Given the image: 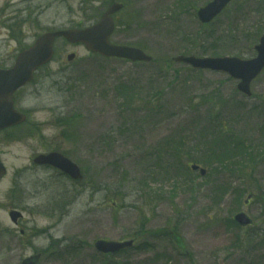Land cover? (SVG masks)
Here are the masks:
<instances>
[{
  "label": "rangeland",
  "instance_id": "1",
  "mask_svg": "<svg viewBox=\"0 0 264 264\" xmlns=\"http://www.w3.org/2000/svg\"><path fill=\"white\" fill-rule=\"evenodd\" d=\"M116 1L127 7L116 16L111 41L140 48L154 61L135 65L82 45L55 44L53 61L22 104L40 113L36 123H49V138L80 166L84 181L26 172L21 201V191L8 193L13 174L40 153V144L37 138L22 148L0 144L9 169L0 184V264L38 253L39 264H104L94 248L99 240H135V248L108 264H264V72L248 98L226 74L173 61L255 57L264 0H236L207 27L197 13L212 0ZM108 6L109 0H0V17L6 15L0 50L86 26ZM21 11L22 18L11 19ZM9 18L22 40H11ZM58 118L70 126L57 120L55 130L50 122ZM234 146L243 152L229 151ZM193 163L208 176L192 173ZM11 209L23 214V235L9 219ZM239 212L253 227L233 222Z\"/></svg>",
  "mask_w": 264,
  "mask_h": 264
},
{
  "label": "water",
  "instance_id": "2",
  "mask_svg": "<svg viewBox=\"0 0 264 264\" xmlns=\"http://www.w3.org/2000/svg\"><path fill=\"white\" fill-rule=\"evenodd\" d=\"M233 0H214L206 8L199 12L200 21L204 24L213 21ZM123 8V5H114L102 17L101 21L91 28L85 30H73L64 32L47 33L41 36L33 47L25 50L20 55L16 67L11 72L0 73V131L4 128L13 126L21 120L16 118L12 112L11 102L7 99L19 87H23L30 83L33 79L35 71L48 64L53 56V44L57 38L63 37L72 44L82 43L85 47L100 55L111 58L126 59L132 62H151L152 58L145 55L142 51L125 46H114L110 44V37L114 33L115 24L112 15ZM257 58L250 61H242L237 58H218V59H196L194 57H179L176 59L179 63L192 66L195 69L212 70L218 72H226L236 80H241L238 89L251 96L250 85L264 70V37L257 46ZM75 56L68 57L69 61L74 60ZM8 95L7 98H5ZM25 120L22 116V122ZM40 165H48L59 169L74 180H82L79 167L66 159L60 154H51L49 156H41L35 161ZM194 171H200L202 176L206 175V171L194 166ZM6 174V169L0 165V180ZM11 219L17 222L20 217L19 213L12 212ZM235 221L242 227L252 224V221L243 213L235 217ZM133 246L130 242H109L100 240L95 244V249L105 255H115L123 250ZM40 256L32 257L23 262V264H37Z\"/></svg>",
  "mask_w": 264,
  "mask_h": 264
},
{
  "label": "flooded vegetation",
  "instance_id": "3",
  "mask_svg": "<svg viewBox=\"0 0 264 264\" xmlns=\"http://www.w3.org/2000/svg\"><path fill=\"white\" fill-rule=\"evenodd\" d=\"M3 15L0 17V21L5 17ZM21 16V12H17V16L11 19H18ZM10 18L6 20L5 26L10 29L11 36L14 40H22V34L20 32V28L9 26ZM9 38V37H8ZM11 38V37H10ZM22 52V48L16 49H5L0 50V70L9 71L11 70ZM22 96L23 90L22 88L17 90L13 95V105L14 110L18 112L20 115H27V121L22 124L13 126L11 128L5 129L0 132V144H3L6 147L19 146L22 148V143L32 142L33 139L37 138L36 141L40 144V153L34 155L28 160V166L25 168H20L14 171L13 174V184L12 187L9 188L8 193L14 194L18 191H21V201H22V177L26 172L39 173L46 172L49 176V179L54 180L58 176H64L62 173H59L56 169H53L48 166H37L34 165V159L43 154H50L58 152V147L56 146V138H49L47 131L49 123L46 122L44 124L36 123L34 121V117L40 115L38 112H30L27 110L22 104ZM28 112V113H27ZM57 120L54 122H50L51 125L55 126V130L57 129ZM44 127V128H43ZM1 155L0 154V163H1ZM22 224V218L20 219V223ZM18 224V226H19ZM20 234L22 235V228L19 227Z\"/></svg>",
  "mask_w": 264,
  "mask_h": 264
},
{
  "label": "trees",
  "instance_id": "4",
  "mask_svg": "<svg viewBox=\"0 0 264 264\" xmlns=\"http://www.w3.org/2000/svg\"><path fill=\"white\" fill-rule=\"evenodd\" d=\"M115 0H109V4H112L113 2H114ZM213 152H214V154L215 155H213V159H214V157H215V159L217 158V160L218 161H221L220 160V157H219V153L220 152H216V151H214L213 150ZM225 153H227V152H225ZM178 156V155H177ZM212 158L209 160L210 161V163L212 162V160H213ZM210 163H206V165H209ZM199 164V163H198ZM212 164V163H211ZM115 257H104V261H105V263L104 264H108V262L109 261H112L113 259H114Z\"/></svg>",
  "mask_w": 264,
  "mask_h": 264
}]
</instances>
